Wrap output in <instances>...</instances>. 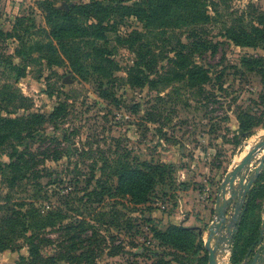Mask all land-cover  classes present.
Instances as JSON below:
<instances>
[{"label":"rangeland","instance_id":"obj_1","mask_svg":"<svg viewBox=\"0 0 264 264\" xmlns=\"http://www.w3.org/2000/svg\"><path fill=\"white\" fill-rule=\"evenodd\" d=\"M92 1L0 0V116L50 114L60 104L65 105V116L56 127L50 123L44 127L45 133L58 137L56 145L39 136L25 139L23 144L36 152L47 150L50 155L56 149L58 159L39 161L36 166L56 172V188L61 193L56 204L65 208L63 200H72L88 212L83 217L99 227V234L93 237L100 246L96 264H208V251L199 249L197 241L191 250H176L154 239L149 228L165 230L171 223L183 226L180 221L195 210V203L202 200L200 195L212 197L229 165L234 160L236 164L241 152H247L246 147L264 134V76L259 73L264 61L255 64L264 59V0H204L209 22L164 32L148 31L134 16L117 20L118 30L106 33L111 57L120 66L114 72L118 80L113 86L105 85L115 91L112 99L100 95L97 74L84 79L66 59L50 64L37 51L39 41L53 40L56 44L47 20L50 7L68 10ZM98 1L115 4L112 0ZM140 1L126 0L125 4ZM80 20L97 21L94 17ZM136 30L147 31V35L132 42L118 40ZM20 48L27 55H19ZM10 62L25 70V75L17 78ZM136 62L143 71L133 72V81L141 77L155 80L156 87L130 82V68ZM248 116L255 126L241 130L239 117L249 123ZM4 135L7 132L0 130V137ZM7 143V139H0L4 152L0 162L8 161ZM126 150L131 158L141 161L172 163L175 187L158 188L143 204L108 195L104 205L82 204L79 196L86 192L88 179L93 174L103 176L99 169L102 160ZM103 177L106 180L105 174ZM49 182L50 178L41 176L25 179L10 189L0 176V206L7 204L6 196L14 201L25 196L30 200L31 194L42 192L44 186L53 188ZM90 186L89 190L96 181ZM3 213L0 209V216ZM101 213L105 225L95 219ZM129 216L133 217L132 232L109 225L124 222ZM148 218L153 219L148 222ZM66 231L56 229L45 236L56 242ZM93 231L91 227L89 235ZM43 253L55 254L56 245L47 244ZM21 254L28 255L23 238L0 250V264H16Z\"/></svg>","mask_w":264,"mask_h":264},{"label":"trees","instance_id":"obj_2","mask_svg":"<svg viewBox=\"0 0 264 264\" xmlns=\"http://www.w3.org/2000/svg\"><path fill=\"white\" fill-rule=\"evenodd\" d=\"M128 1V0H127ZM115 4H104L93 0L87 4H76L67 9L50 7L47 20L52 27L53 40L39 41L37 51L44 54L50 64L58 63L66 59L73 69L84 79L90 75L97 74L99 78V92L105 99H112L115 91L106 88L107 83L112 86L118 80L114 74L120 70V66L111 57V51L107 47V32L118 30V22L126 16H134L144 23V27L150 32H164L169 28L179 26H194L205 24L210 21L207 4L204 0H142L133 5L125 4L126 0H112ZM84 18H96L95 22H83ZM118 17H121L118 19ZM21 20V18L19 19ZM118 20V22H117ZM146 32L134 31L125 37L119 36L118 40L132 42L135 38L145 37ZM264 38V34L261 36ZM103 40L104 43H97ZM247 45L253 46L252 42ZM19 55H27L26 50L18 49ZM257 61V63H262ZM60 62V61H59ZM12 71L17 73V78L25 75V70L17 64L10 62ZM259 73L264 76V66ZM139 62L130 68V82L134 85L143 86L148 84L156 87L155 80L147 81V78H139L133 81V72H142ZM66 107L60 104L50 114L29 112L23 116L5 118L0 116V130L7 132V135L0 137L7 139L8 147L5 150L8 157L7 162H0V176H4L10 189H14L25 179L48 177L52 186H44L42 192L31 194V199L22 197L20 200H8L5 206H0L4 213L0 216V250L13 247L23 238L28 245V255H20L16 264H58L64 261L68 264H96L98 247L93 237L99 234V227L92 224L86 217L89 215L79 205L76 207L72 200H63L65 208L56 204L61 196L60 190L56 188L57 176L54 170L43 165L41 169L36 166L38 162H46L47 159H58L56 149L50 155L47 150L34 151L32 147L23 144L25 139L42 138L56 145L58 137L44 132L47 123L56 127V123L65 116ZM250 122H245L239 117L241 130H248L255 126L252 116H248ZM4 152L0 150V156ZM131 152L126 150L123 154L117 153V157L102 160L99 169L102 175L95 174L88 179V188L79 201L85 203H99L104 205L106 197H129L130 203L143 204L149 202L158 188L175 187V168L172 163L141 161L138 158L130 157ZM39 159V160H38ZM93 181L96 186L89 190ZM161 189V188H160ZM108 195V196H106ZM36 197V198H35ZM87 200L84 202V199ZM264 199V171L261 173L258 182L250 192L249 201L245 205V212L240 225V231L231 247L230 264L242 262L249 251L260 238L262 219L259 209L260 202ZM76 199H74L75 201ZM150 207V206H149ZM88 211V210H87ZM120 213V211H118ZM77 214V216L75 215ZM80 215V217H78ZM86 217H83V216ZM104 214L97 218L101 225L107 224L103 219ZM125 218L124 213H120ZM132 216L124 219V222H110L109 225H118L126 232H132ZM148 218L147 221H152ZM94 231L89 235L90 228ZM67 229L63 238L53 240L45 236L48 231L56 229ZM152 237L159 240L163 245L172 246L176 250L188 251L197 247L206 251L204 240L199 228L170 224L165 230L150 227ZM47 244L56 245V253L45 255L43 253ZM122 250L125 248L122 247ZM172 264L171 262H166Z\"/></svg>","mask_w":264,"mask_h":264},{"label":"water","instance_id":"obj_3","mask_svg":"<svg viewBox=\"0 0 264 264\" xmlns=\"http://www.w3.org/2000/svg\"><path fill=\"white\" fill-rule=\"evenodd\" d=\"M264 169V134L245 156L225 174L215 198V216L207 226L204 247L208 251V264H221L240 231L245 205L253 185ZM238 264H264V225L260 238L249 249L246 258Z\"/></svg>","mask_w":264,"mask_h":264},{"label":"crops","instance_id":"obj_4","mask_svg":"<svg viewBox=\"0 0 264 264\" xmlns=\"http://www.w3.org/2000/svg\"><path fill=\"white\" fill-rule=\"evenodd\" d=\"M237 159H238L237 161L240 160L239 158H237ZM234 161L226 169V171L224 172V176L233 167ZM263 171H264V169L262 170V172ZM224 176H223V178H224ZM223 178L220 180L219 183H216L215 186L220 184L221 181L223 180ZM257 182H258V180H257ZM256 183L253 185V187L256 185ZM253 187H252V189H253ZM215 188H217V187H214V191H215ZM187 192H190V191H187ZM191 192H194V195H196L195 192H197V191H191ZM191 192H190V194H193ZM216 194H217V189H216V193L212 197H209V196L207 197L205 195V193L203 195L201 194L200 196H201L202 200H201V202L198 201L197 203H195V205H194L195 210L192 209L191 212H187L185 215V219H182L180 221V224L183 226L199 228L200 234H201L204 241L207 237L206 228H207V226H209V224L212 222V220L215 216L214 208H215ZM259 213H260V217L262 219V226H263L264 225V199L260 202ZM230 256H231V249L228 251L226 256L221 259V264H230Z\"/></svg>","mask_w":264,"mask_h":264},{"label":"bare ground","instance_id":"obj_5","mask_svg":"<svg viewBox=\"0 0 264 264\" xmlns=\"http://www.w3.org/2000/svg\"><path fill=\"white\" fill-rule=\"evenodd\" d=\"M253 144H254V143H253ZM251 146H253V145L250 143V145H248V146L246 147V151H248V150L251 148ZM241 153H242V152H241ZM246 153H247V152H245V153L243 152L242 154L239 155L238 158L241 160V159L245 156ZM240 160H239V161H240ZM239 161H236L235 163H238Z\"/></svg>","mask_w":264,"mask_h":264}]
</instances>
